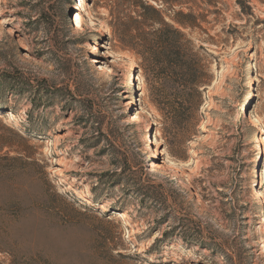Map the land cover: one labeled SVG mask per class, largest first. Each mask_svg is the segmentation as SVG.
<instances>
[{
  "label": "rangeland",
  "instance_id": "rangeland-1",
  "mask_svg": "<svg viewBox=\"0 0 264 264\" xmlns=\"http://www.w3.org/2000/svg\"><path fill=\"white\" fill-rule=\"evenodd\" d=\"M149 1L205 49L208 85L186 160L165 146L170 125L131 0H0V264H264V207L252 194L258 186L264 201V135L260 154L245 116L252 109L264 128V0ZM137 110L146 125H133ZM119 148L134 174L114 166ZM212 156H234L215 178L242 190V212L233 202L225 221L194 185ZM163 180L226 254L168 232ZM112 204L127 207L128 225Z\"/></svg>",
  "mask_w": 264,
  "mask_h": 264
},
{
  "label": "trees",
  "instance_id": "trees-1",
  "mask_svg": "<svg viewBox=\"0 0 264 264\" xmlns=\"http://www.w3.org/2000/svg\"><path fill=\"white\" fill-rule=\"evenodd\" d=\"M155 1L168 2L167 0ZM131 5L138 17L135 19V24L140 25L139 37L143 47L142 52L147 55L151 66L156 69L157 89L161 97L160 102L163 104L161 110L170 125L164 138L165 146L169 147L174 157L186 160L189 158L186 155L189 151L186 152L183 147L197 134V127L200 123L198 114L208 85L207 65L204 63L205 58L201 55L205 49L203 46L196 47L183 30L167 22L163 12L149 0H131ZM68 19H71V15ZM178 22L183 26L190 24L184 21ZM4 105L5 102L0 101V114L6 110L3 108ZM239 119L241 122L244 121L242 112H240ZM246 124L248 129H253L248 121ZM133 125L136 126L137 123ZM118 154H121L123 159H115L113 164L122 170L121 175L123 176L121 177L128 173L134 174L136 168L132 165L127 152L119 148L117 149ZM233 157L231 156L230 159L212 156L206 162L207 167L199 171V176L194 181L195 188L200 190L202 199L210 202L214 209L218 208L215 210L223 216L224 221L231 219V214L228 213L230 204L237 203L231 207L234 213H241L243 208L239 207L238 202L243 197L236 180L229 178L218 181L215 178L218 172L226 169L228 160L234 161ZM156 192L160 211L167 214L165 217L175 219L168 232L178 235L185 244L196 243L202 249L208 248L213 252L227 253L223 247L217 246L220 238L213 225L204 222L202 218L193 219L185 206V197L175 190L171 183L169 185L164 180L161 181L156 186ZM254 202L253 200V206ZM110 208L111 212L112 210H118L115 212L128 210L125 205L119 206V204H112ZM167 235L166 232L164 237Z\"/></svg>",
  "mask_w": 264,
  "mask_h": 264
},
{
  "label": "bare ground",
  "instance_id": "bare-ground-1",
  "mask_svg": "<svg viewBox=\"0 0 264 264\" xmlns=\"http://www.w3.org/2000/svg\"><path fill=\"white\" fill-rule=\"evenodd\" d=\"M80 1H83V0H80ZM80 5V3H79ZM78 6L77 5H73L72 6V9L73 10H76L74 13H73V17H72V22L74 23V25H76L77 27H81L82 26V23H83V15H81V13H79V11L77 10ZM76 15V18L74 19V16ZM133 103V102H132ZM248 109H250L248 107ZM245 116L247 117L248 119V122L249 124L254 127L255 129H257V134L255 135V137H253V142L254 143H257V149L259 151L260 154L263 153V144H262V140H263V135H264V128L262 127L261 125V118L256 115L253 110H247L246 113H245ZM10 120H15V115L13 113L10 114V117H9ZM130 119L132 121V123H137L138 125H146L145 124V117L144 115L142 114L141 111H138L134 114H131L130 116ZM144 128V127H143ZM145 129L147 130L145 136H144V139L146 141H151L152 138L151 136L149 135V131L147 129V126H145ZM258 158H256V160H258ZM255 172V170H254ZM254 179L251 181V183H255V174L253 175ZM253 196L255 198H257V204H260L264 207V201L263 199L261 198L262 196V192H261V189H259L258 186H254V189H253V192H252ZM103 210H107L106 208H102ZM114 214L116 216H118L120 219L124 220L125 221V224L128 225L129 224V216L127 213L125 212H114ZM261 217H262V220L258 222V230H259V235L263 237V243L261 244L260 248L262 249V251L264 252V210L261 211L260 213ZM259 215V216H260ZM258 216V217H259Z\"/></svg>",
  "mask_w": 264,
  "mask_h": 264
}]
</instances>
